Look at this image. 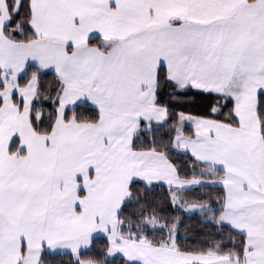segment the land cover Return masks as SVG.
<instances>
[{"label":"snow or ice","instance_id":"6c2138e0","mask_svg":"<svg viewBox=\"0 0 264 264\" xmlns=\"http://www.w3.org/2000/svg\"><path fill=\"white\" fill-rule=\"evenodd\" d=\"M65 257L264 264V0H0V264Z\"/></svg>","mask_w":264,"mask_h":264},{"label":"trees","instance_id":"16d2710c","mask_svg":"<svg viewBox=\"0 0 264 264\" xmlns=\"http://www.w3.org/2000/svg\"><path fill=\"white\" fill-rule=\"evenodd\" d=\"M179 122H176L174 125L178 128ZM144 147H148V145H144ZM173 160L179 161L180 165H186L190 164L191 161L187 157H175L172 156ZM204 171H214L212 169H204ZM142 189L141 185H137L135 188H133L131 191L133 193H136L138 190ZM222 190L220 189H213V190H208V189H201L199 192H193V193H175L181 198H185V196H196V195H209L210 199H215V196L218 192ZM167 189H165L163 186L158 187L156 189V193L154 194V197H160V199L156 202V208L154 209H143V208H135L133 206H129L128 212L124 213L122 215V220L128 224V225H133L136 223L135 220L132 219L131 215L129 213L135 212L137 215L140 212H145V216L143 219H148L151 217V222L154 223H166L169 228H171L175 223L180 222L181 219L184 220L185 225H190V227L181 229V234H186L188 232H192L193 230L197 229L198 227H204V228H209L211 227L210 225H204V226H199L196 222L199 220V217H183L182 215H173L171 213V210L167 207V195H166ZM135 198V197H134ZM185 201L190 202V203H206L207 201H197V200H192V199H186ZM160 209L163 212L167 213L166 215H161V211L157 210ZM207 215V214H205ZM161 236L160 233H156L153 235V239H159ZM181 246H184L185 242L182 240L180 241ZM87 261V260H86ZM89 262V261H87ZM63 264H73V259L71 257H65ZM99 264H102V261L99 262Z\"/></svg>","mask_w":264,"mask_h":264},{"label":"rangeland","instance_id":"374dc122","mask_svg":"<svg viewBox=\"0 0 264 264\" xmlns=\"http://www.w3.org/2000/svg\"><path fill=\"white\" fill-rule=\"evenodd\" d=\"M175 195H177V194H175ZM178 196H179V195H178ZM180 197H181V196H180ZM181 199H184V198H181ZM185 203L188 204V205L199 204V203H190V202H187V201H185ZM84 264H89V262L85 261Z\"/></svg>","mask_w":264,"mask_h":264},{"label":"crops","instance_id":"0c3cea01","mask_svg":"<svg viewBox=\"0 0 264 264\" xmlns=\"http://www.w3.org/2000/svg\"><path fill=\"white\" fill-rule=\"evenodd\" d=\"M180 127V123H179V125H178V128ZM212 170H214V169H212ZM148 179H156L157 177L156 176H149V177H147ZM124 194H126V193H124Z\"/></svg>","mask_w":264,"mask_h":264}]
</instances>
